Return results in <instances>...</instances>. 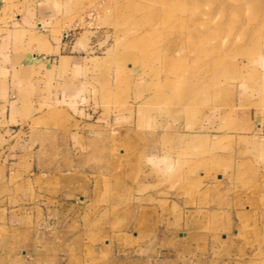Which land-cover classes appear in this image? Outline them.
Segmentation results:
<instances>
[{"label":"rangeland","instance_id":"374dc122","mask_svg":"<svg viewBox=\"0 0 264 264\" xmlns=\"http://www.w3.org/2000/svg\"><path fill=\"white\" fill-rule=\"evenodd\" d=\"M54 1L88 99L0 125V252L63 195L71 264H264V0Z\"/></svg>","mask_w":264,"mask_h":264},{"label":"crops","instance_id":"0c3cea01","mask_svg":"<svg viewBox=\"0 0 264 264\" xmlns=\"http://www.w3.org/2000/svg\"><path fill=\"white\" fill-rule=\"evenodd\" d=\"M20 12L13 18L0 14V125L27 120L51 109L82 111L79 105L88 99L90 60L76 46L64 42L68 33L56 26L58 3L29 1ZM262 77L263 91L258 89V99L264 94V74ZM255 127L264 129V124ZM54 202L53 207L40 208V217L27 226L10 228L17 229L16 248L9 253L2 245L0 264H71L72 244L79 235L73 226L76 205L63 195ZM137 250L147 255L146 246ZM151 250L152 264H188L163 244Z\"/></svg>","mask_w":264,"mask_h":264}]
</instances>
